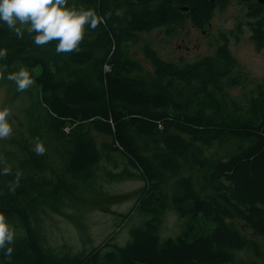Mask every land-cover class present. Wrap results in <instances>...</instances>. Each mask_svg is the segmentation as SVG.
<instances>
[{"label": "trees", "instance_id": "trees-1", "mask_svg": "<svg viewBox=\"0 0 264 264\" xmlns=\"http://www.w3.org/2000/svg\"><path fill=\"white\" fill-rule=\"evenodd\" d=\"M73 1L68 8L92 9L102 21L86 26L78 51L57 54L56 41L38 47L27 27L22 38L0 28V50H7L0 81L22 67L34 80L24 92L26 134L11 137L12 149L1 153L0 173L9 166L11 174H0V213L16 236L0 249V264H236L249 249L264 258L252 237L264 241V82L250 89L227 49L196 63L165 62L148 45L133 56L138 34L172 23L174 12L184 14L178 24L203 29L229 0ZM255 9L257 17L262 8ZM256 33L264 49V30ZM240 87L244 94L231 95ZM251 90L259 113L241 121L236 106L249 104ZM92 132L112 142L99 143ZM37 139L44 155L33 151ZM116 156L127 163L119 172ZM135 172L147 182L135 205L145 221L130 242L108 250L110 240L88 254L54 248L42 225L46 211L92 202L104 210L113 198L106 183ZM169 210L183 228L163 238Z\"/></svg>", "mask_w": 264, "mask_h": 264}, {"label": "rangeland", "instance_id": "rangeland-1", "mask_svg": "<svg viewBox=\"0 0 264 264\" xmlns=\"http://www.w3.org/2000/svg\"><path fill=\"white\" fill-rule=\"evenodd\" d=\"M71 4L76 5L77 2L67 0L66 7ZM250 10L241 8L234 0H230L223 7L214 9L210 21L203 29L192 28L189 21L178 24L184 14L174 12L172 23L159 25L150 33L138 34V40L133 47V56L141 58L140 49L143 45H148L165 62L180 63L184 60L196 63L204 57L215 55L221 49H227L236 66L246 72L245 78L248 80L249 88L252 89L256 84L264 82V49L260 48V43L256 39V31L264 30V15L260 18L250 17L248 15ZM2 27L8 26L0 20V28ZM12 30L15 33V30ZM169 30L172 36L167 35ZM231 69L235 71L234 66H231ZM144 75L134 73L133 77ZM5 78L3 76V79ZM13 85V81L10 80L0 81V110L5 107L10 109L11 115L8 121L13 129L10 137L0 139V158L3 150L12 149L10 140L15 141L16 138L11 137H21L23 133L26 134V108L30 107L31 101L27 95H24L26 91L18 92ZM244 92L240 87L230 93L242 95ZM247 98L249 104L246 107L242 106V103L239 107L236 106L237 117L241 121L256 117L259 113V95L251 90ZM92 134L99 143L112 142L111 138L97 136L95 132ZM218 145L216 144L218 150L222 152L223 148ZM114 159L116 160L114 170L119 172L127 164L126 160L122 156H116ZM195 178L199 180L200 177L196 174ZM146 185L145 178L138 172L133 173L129 178L110 180L104 190L113 198L110 200L111 204L107 202L104 210L92 202L86 203L81 209L72 204L59 213L46 211L41 219L45 233L48 234L57 251H62L65 247L71 254H88L110 240L108 250L114 249L113 247H123L131 241V230L145 221L144 217L136 212L135 205L140 191ZM90 197L94 198L92 195ZM183 223V219L169 210L164 217L162 237H175L182 231ZM252 237L259 241L264 254V241L257 235ZM236 264H264V258H258L253 250L249 249L238 254Z\"/></svg>", "mask_w": 264, "mask_h": 264}, {"label": "clouds", "instance_id": "clouds-1", "mask_svg": "<svg viewBox=\"0 0 264 264\" xmlns=\"http://www.w3.org/2000/svg\"><path fill=\"white\" fill-rule=\"evenodd\" d=\"M66 4L67 0H0V20L8 28L14 29L21 38L24 26H27V32L36 46L42 47L56 41V53L68 54L79 50L86 26L94 30L102 21L92 9L77 10L66 7ZM6 56L7 50H0V58ZM0 78H3L2 73ZM7 79L16 84L18 92H24L34 84L30 72L23 67L18 72L10 73ZM10 115L9 108L0 110V139H6L12 134L13 129L8 121ZM33 151L37 156L46 153V148L39 139L36 140ZM0 163H5L2 158ZM0 174L10 175L11 168L3 167ZM21 175L19 171L15 173V180L9 186L10 191L14 192L19 186ZM15 236V229L7 222L5 215L0 213V249L13 243ZM12 251L11 247H7L5 256L10 258Z\"/></svg>", "mask_w": 264, "mask_h": 264}, {"label": "flooded vegetation", "instance_id": "flooded-vegetation-1", "mask_svg": "<svg viewBox=\"0 0 264 264\" xmlns=\"http://www.w3.org/2000/svg\"><path fill=\"white\" fill-rule=\"evenodd\" d=\"M234 1L241 8H246V9L250 10V8L253 7L252 10H250V12H248V15L250 17L260 18V17H262L264 15V5L262 3H260L259 0H248V1H245V0H234ZM256 7H261L262 8V12H260L257 17H255V13H256V9L255 8ZM259 20H261V19H259ZM192 26H193L192 28H196L194 25H192Z\"/></svg>", "mask_w": 264, "mask_h": 264}, {"label": "water", "instance_id": "water-1", "mask_svg": "<svg viewBox=\"0 0 264 264\" xmlns=\"http://www.w3.org/2000/svg\"><path fill=\"white\" fill-rule=\"evenodd\" d=\"M212 1H213V0H212ZM259 2L262 3V4L264 5V0H261V1L259 0ZM181 10L186 12V11H188V8H182Z\"/></svg>", "mask_w": 264, "mask_h": 264}, {"label": "bare ground", "instance_id": "bare-ground-1", "mask_svg": "<svg viewBox=\"0 0 264 264\" xmlns=\"http://www.w3.org/2000/svg\"><path fill=\"white\" fill-rule=\"evenodd\" d=\"M261 1V0H260ZM190 9L188 8V11H189ZM188 11H186V12H188ZM185 12V11H184Z\"/></svg>", "mask_w": 264, "mask_h": 264}]
</instances>
